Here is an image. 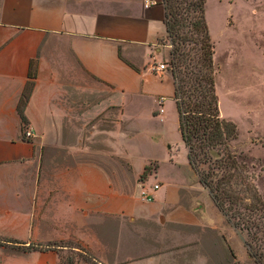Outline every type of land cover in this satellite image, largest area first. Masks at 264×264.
<instances>
[{
	"label": "crops",
	"instance_id": "1",
	"mask_svg": "<svg viewBox=\"0 0 264 264\" xmlns=\"http://www.w3.org/2000/svg\"><path fill=\"white\" fill-rule=\"evenodd\" d=\"M165 38L163 0H0V239L8 245L0 264H61L75 243L88 257L76 264L247 258L183 142L184 162L168 140L158 159L149 126L166 119L174 96L172 73L153 69ZM33 64L23 123L18 104ZM131 101L143 109L129 132ZM24 125L33 138L24 139ZM150 165L155 172L141 179Z\"/></svg>",
	"mask_w": 264,
	"mask_h": 264
},
{
	"label": "trees",
	"instance_id": "2",
	"mask_svg": "<svg viewBox=\"0 0 264 264\" xmlns=\"http://www.w3.org/2000/svg\"><path fill=\"white\" fill-rule=\"evenodd\" d=\"M206 3L207 0H163L167 37L173 44L177 42L170 55L178 130L200 184L228 221L246 232L245 244L255 264H264V199L242 172L244 156L234 147L239 138L237 125L221 116L214 70L215 44L206 19ZM185 28L187 32H182ZM36 74L33 64L30 81L18 104L23 123ZM150 170V166L146 167L141 179ZM66 247L77 248L86 255L79 243ZM48 248L51 247L38 245L31 250Z\"/></svg>",
	"mask_w": 264,
	"mask_h": 264
},
{
	"label": "rangeland",
	"instance_id": "3",
	"mask_svg": "<svg viewBox=\"0 0 264 264\" xmlns=\"http://www.w3.org/2000/svg\"><path fill=\"white\" fill-rule=\"evenodd\" d=\"M206 19L215 44L214 70L221 116L237 125L239 138L234 147L244 156L245 169L242 172L264 199V0H207ZM182 32H187V28ZM175 47L177 42L173 44L168 37L160 41L163 51L161 63L171 73L173 67L170 53ZM142 109L136 102L127 104L125 126L129 132L139 127L136 115ZM161 113L160 108L157 115ZM165 118L149 126L148 130L158 146V159L164 161L165 150L162 144L168 140L174 144L170 148L173 155L182 148L183 154L179 155V160L184 162L185 149L178 130L173 100L170 98L166 99ZM154 166L150 165L148 174L155 172ZM233 227L246 242V232ZM0 246H8L6 239H0ZM32 248L33 245L28 249ZM65 248V252L61 253V264H76L82 258L88 259L81 252ZM246 250L247 258L237 260L236 264H255L247 246Z\"/></svg>",
	"mask_w": 264,
	"mask_h": 264
},
{
	"label": "built area",
	"instance_id": "4",
	"mask_svg": "<svg viewBox=\"0 0 264 264\" xmlns=\"http://www.w3.org/2000/svg\"><path fill=\"white\" fill-rule=\"evenodd\" d=\"M153 69L156 71H167V66L165 64H160L158 66L153 65ZM23 136H24V139L26 140H29L34 137V132L31 130V128L28 125L23 126ZM159 187L160 185L158 183L154 184L152 186V190L155 192L159 189ZM143 199L146 201H151L153 199V195L151 194L149 195L143 192Z\"/></svg>",
	"mask_w": 264,
	"mask_h": 264
}]
</instances>
